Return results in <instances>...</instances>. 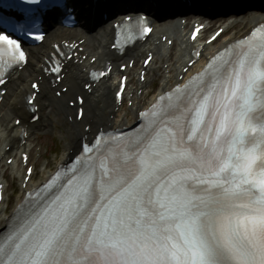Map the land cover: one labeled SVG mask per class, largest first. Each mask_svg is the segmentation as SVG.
<instances>
[{
    "label": "snow or ice",
    "instance_id": "obj_1",
    "mask_svg": "<svg viewBox=\"0 0 264 264\" xmlns=\"http://www.w3.org/2000/svg\"><path fill=\"white\" fill-rule=\"evenodd\" d=\"M28 61L21 41L0 32V87L6 69ZM138 116L131 135L97 128L73 163L25 191L0 233V264H264V25ZM32 174L26 167L22 182Z\"/></svg>",
    "mask_w": 264,
    "mask_h": 264
},
{
    "label": "bare ground",
    "instance_id": "obj_2",
    "mask_svg": "<svg viewBox=\"0 0 264 264\" xmlns=\"http://www.w3.org/2000/svg\"><path fill=\"white\" fill-rule=\"evenodd\" d=\"M225 5V4H223ZM244 24L246 25H253V22L251 20L244 21ZM189 30V28H186L185 30H182L179 26L173 25V26H160L157 28L156 32L160 33L162 31H166L171 36L175 38L178 52H176V58L182 62H185V60L189 59L188 52H184L181 49V46L184 45L186 42V32ZM86 38L87 41L85 43L86 51H89L91 55L97 56L98 61L94 64L89 63V59L86 60L84 64L81 66H72L69 69L68 75L65 78L64 83L67 84L70 88L66 92V94L62 95V97L59 99L57 98L52 92H50L47 87L46 83L43 84L42 89V97L40 96L39 103H40V113L41 117L39 121L35 125L30 126L31 130V145L34 143V140L32 139L34 135L40 133V132H48L54 129L55 122H58V119L60 118L61 114H63L66 110H71L72 113H74V109H70L68 104L65 103V100L68 99L73 95L74 92L82 91L80 85L78 84V81L82 79L84 75H86L87 72H83V67L86 68L85 70L88 71L90 68H99L103 63L104 60L107 58H112V53L109 50V43L111 39L113 38V33L111 30L103 29L101 31L94 30L93 32H89L88 34H79V32L76 31H67L65 29H54L49 37L44 41V43L39 46L35 47L31 52V58L30 63L28 66L24 69V71L21 74H18L15 76V78L12 80L11 83H9V92L8 96L5 99L4 103L0 107V151L4 150V146L9 145L13 142L11 135L8 134L10 130H12V135L19 134L21 129L15 128L10 123V119L14 117H21L25 123L28 121V117L26 116V108L22 106L20 109L16 108V102L21 99V93H23L27 88V82L34 78L36 75L41 74L40 64H41V58L46 53V50L48 49V44H50L52 41L57 39H63V38ZM238 36L227 38L223 41H221L219 44H213L208 47L209 52L208 54H213L216 51H218L222 46H224L227 42L233 40ZM146 44L142 48H136L134 50V54L136 58H139V54L141 53L142 49L147 48ZM164 45L157 48V57L159 59L163 58L164 51ZM168 52V51H167ZM171 54V52H169ZM171 61V60H170ZM140 69V64L136 63V66L130 71L131 74L137 73ZM170 77H164L161 91H164L166 89H169L170 84ZM103 84H99L98 87L95 89V92L87 97L88 105L87 109L89 112L93 114V128L95 129L96 123L104 119V111L110 110L112 113L113 108V100L112 98L105 97L103 94L104 88ZM138 104H141V100H137ZM117 122V120L113 121V123ZM78 128H81V125H70V127L65 128L66 132L62 133V136L64 139H66L67 142V148L68 149H74L76 148L79 138L81 135H83V131L80 129V131H77ZM30 145V147H31ZM70 154H67L63 157V160L69 157ZM19 162V161H18ZM16 162L11 168L12 170L17 174V176H20L22 178L23 170L20 167V164ZM22 180V179H21ZM3 224V216H0V227Z\"/></svg>",
    "mask_w": 264,
    "mask_h": 264
},
{
    "label": "rangeland",
    "instance_id": "obj_3",
    "mask_svg": "<svg viewBox=\"0 0 264 264\" xmlns=\"http://www.w3.org/2000/svg\"><path fill=\"white\" fill-rule=\"evenodd\" d=\"M243 25H239L234 27V29L231 30L232 32L235 31H242ZM228 36H231L228 34ZM177 65V64H176ZM161 74V69L158 70L155 73L156 77H159ZM59 122H55V127L53 130L48 131V132H40L35 135V144L41 145L43 147V161L48 165L49 164H54L57 160H59L62 155L64 154V145H63V139L61 137V132H65V128L67 126V123L64 121L62 117L58 119ZM64 121V126L61 125V122ZM55 150L56 152L54 154L51 153V150ZM39 171V169H38ZM5 169L0 170V176L4 175ZM6 178L8 179V182L10 183V187L8 188V195L11 198V195H15V197H18V180L14 175L12 174L11 171H8L6 173Z\"/></svg>",
    "mask_w": 264,
    "mask_h": 264
}]
</instances>
